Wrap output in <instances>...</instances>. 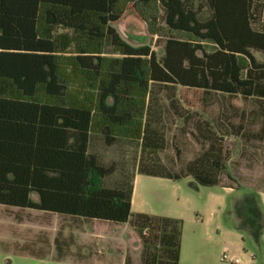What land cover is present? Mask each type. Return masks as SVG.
I'll use <instances>...</instances> for the list:
<instances>
[{
    "label": "trees",
    "instance_id": "16d2710c",
    "mask_svg": "<svg viewBox=\"0 0 264 264\" xmlns=\"http://www.w3.org/2000/svg\"><path fill=\"white\" fill-rule=\"evenodd\" d=\"M127 12L150 37L164 26L184 38H167L158 59L113 28ZM260 21L264 0H0V206L127 223L140 239L141 264H179L182 220L131 213L133 177H190L214 188L225 160L216 134L198 126L202 152L181 172L141 162L165 148L164 133L153 127L155 89L264 101V59L253 54L264 58ZM96 139L107 147L120 140L139 145L126 184L104 185L116 167L90 151ZM257 139L264 140V126ZM244 201L238 229L259 240L263 218L251 198ZM64 246L54 240L55 261L64 259Z\"/></svg>",
    "mask_w": 264,
    "mask_h": 264
},
{
    "label": "rangeland",
    "instance_id": "374dc122",
    "mask_svg": "<svg viewBox=\"0 0 264 264\" xmlns=\"http://www.w3.org/2000/svg\"><path fill=\"white\" fill-rule=\"evenodd\" d=\"M202 16H206L205 11ZM262 26L260 21L255 28ZM113 28L128 45L149 46L158 59L163 56L167 38H184L164 26L159 36L150 37L145 24L130 12ZM253 54L257 60L264 59L259 53ZM155 90L153 127L164 133L165 148L141 162L147 166L151 160L152 168L160 172H181L202 152L199 126L202 132H214L221 141L225 170L220 173V185L214 188L191 190L187 181L180 182L178 188L160 183L147 185L144 211L180 212L183 227L179 264H264V229L260 239L255 240L246 231L234 228V222L239 224L243 218L238 212L246 207L245 198L256 203L264 223V140L257 139L264 126V101L182 87ZM90 151L102 164H115L116 172L104 180L107 187L126 184L140 159L139 145L123 140L107 147L96 139ZM31 198L36 200L34 194ZM56 238L60 244L70 245L63 247L62 261H55ZM23 250L44 258L21 254ZM141 252L140 239L128 224L84 223L50 213L0 206V264H124L126 260L141 264ZM223 254L233 261H221Z\"/></svg>",
    "mask_w": 264,
    "mask_h": 264
},
{
    "label": "crops",
    "instance_id": "0c3cea01",
    "mask_svg": "<svg viewBox=\"0 0 264 264\" xmlns=\"http://www.w3.org/2000/svg\"><path fill=\"white\" fill-rule=\"evenodd\" d=\"M182 181H187L188 182V188L191 190L198 191L199 188H201V187L196 186L190 177L181 179L177 182H173V181H170L167 179H160V178L148 177V176H142V175L135 174L133 177V181H132L131 213H133V214H135V213H140V214L141 213H148V212L144 211V208L147 206L146 203L144 202V199H147V196L144 193V189L147 187V185H152L153 183H160V185H171V187L178 188V184ZM183 200L188 201V199H183ZM176 202H178V200H176ZM23 210H29V209H23ZM168 212L169 213H163V214H158V213H148V214L154 215V216H159V217L179 219V220L182 218L181 215H179L180 212L178 213L177 210L176 211L175 210H172V211L169 210ZM174 212H176V213H174ZM79 221H82L84 223L96 222V223H106V224L115 225L112 223L100 222V221H96V220L86 221V220L79 219ZM123 225H127V223L122 224V225H117V226H123ZM234 226H235L234 228L238 231L239 229H238V224L236 221L234 222ZM239 231H241V230H239ZM229 259H231V258H229ZM231 260L233 261V259H231Z\"/></svg>",
    "mask_w": 264,
    "mask_h": 264
},
{
    "label": "built area",
    "instance_id": "2783aa9c",
    "mask_svg": "<svg viewBox=\"0 0 264 264\" xmlns=\"http://www.w3.org/2000/svg\"><path fill=\"white\" fill-rule=\"evenodd\" d=\"M221 261H228V262H232L231 259H228L227 256L225 254L222 255Z\"/></svg>",
    "mask_w": 264,
    "mask_h": 264
}]
</instances>
